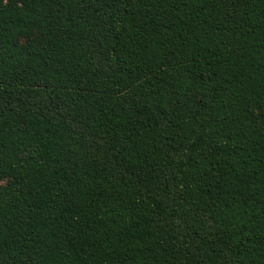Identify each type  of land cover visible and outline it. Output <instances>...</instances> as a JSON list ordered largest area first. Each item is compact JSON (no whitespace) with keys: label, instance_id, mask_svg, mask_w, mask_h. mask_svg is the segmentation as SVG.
Returning <instances> with one entry per match:
<instances>
[{"label":"trees","instance_id":"16d2710c","mask_svg":"<svg viewBox=\"0 0 264 264\" xmlns=\"http://www.w3.org/2000/svg\"><path fill=\"white\" fill-rule=\"evenodd\" d=\"M0 264H264V0H0Z\"/></svg>","mask_w":264,"mask_h":264}]
</instances>
